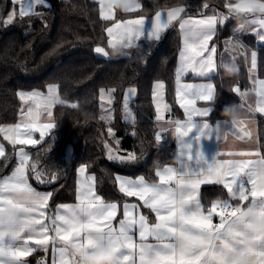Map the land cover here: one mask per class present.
<instances>
[{
	"label": "snow or ice",
	"instance_id": "1",
	"mask_svg": "<svg viewBox=\"0 0 264 264\" xmlns=\"http://www.w3.org/2000/svg\"><path fill=\"white\" fill-rule=\"evenodd\" d=\"M13 3L19 5L18 17L21 19L35 14L37 5L49 6L46 0H13ZM106 3L107 0H99L100 17L104 21H114L105 28L108 47L113 50L139 46L142 38L158 41L174 22H180L183 39L176 70V96L184 109L185 119L165 121L161 114L168 110L162 96L165 84L157 81L153 90L157 119L165 121L169 127L162 126L155 134L156 143L161 145L171 133L179 146L194 131L197 145L201 137L209 138L213 134L219 141L222 126L228 121L217 119L214 124L210 123L208 118L213 109L197 106L200 101H214L215 86L211 83L184 84L182 77L189 72L196 76L217 73V48L210 46V42L217 25L223 26L232 16H243L246 24L256 25L251 31L264 42V0H225L223 7L227 14L212 9V14H201L199 18L182 17L186 7L176 5L161 7L152 17L142 14L135 18L116 19L117 11L106 7ZM202 7L208 9L209 4L203 3ZM141 8L140 0H135V6L128 14ZM15 18L17 13L13 11L4 23L10 24ZM244 31L245 26L241 24L234 32V38L226 41V50L245 51L240 36L236 34ZM95 52L108 56V51L102 46H97ZM224 63L221 60L220 66ZM256 68L257 53L252 51L249 71L254 73ZM253 85L251 90L242 91L236 86L233 91L241 101L247 100L250 91L255 93L256 104L254 108L249 105V111L264 113V80L254 79ZM115 91V88L99 90L101 108L105 112L99 117L102 121L112 119L111 110L104 108V102L111 105ZM135 92L136 89L130 87L124 96L126 121H134L129 97ZM18 96L27 108L22 109L19 122L0 127V133L14 148L16 145L34 146L55 127L51 119L53 108L64 101L60 99L57 85H49L47 93L21 91ZM42 116L49 122L41 123ZM229 132L241 141L252 139V132L242 119L231 123L224 132L225 139ZM34 133H39V140L34 138ZM108 134L114 136L111 127ZM187 143L189 149L181 156L179 167L158 168L155 173L157 181L149 182L142 176L136 179L115 177L119 191L126 197L138 198L156 218L155 223H149L147 217L136 213L137 205L125 203L118 226L113 222L118 216L119 204L106 201L97 193L95 177L87 174V165L78 169L81 179L76 203L59 204L51 214L49 201L52 194L39 192L29 183V171L38 180L44 173L38 171L37 163L31 162L29 153L20 147L15 153L18 157L16 167L10 175L0 178V264H27V257L36 248L47 251L49 245L54 254L53 264H82V258L94 251L97 240L112 248L115 264H215L213 257L223 256L225 249L230 258L245 246L253 255L254 264H264V236L248 237L239 230L240 214L245 209L264 215V151L260 147L218 151L209 161L199 147L194 149L192 143ZM105 146L110 159L121 163L137 160L134 152L121 156L114 154L107 144ZM175 155H178V150ZM4 156L5 148L0 145V157ZM56 178L55 175L51 177L53 181ZM204 184L222 185L229 198L216 199L206 207L200 199V188ZM228 233H232V238L225 244ZM192 240H199L203 247H192L189 243Z\"/></svg>",
	"mask_w": 264,
	"mask_h": 264
},
{
	"label": "trees",
	"instance_id": "2",
	"mask_svg": "<svg viewBox=\"0 0 264 264\" xmlns=\"http://www.w3.org/2000/svg\"><path fill=\"white\" fill-rule=\"evenodd\" d=\"M235 2V0H232ZM49 6L37 5L35 14L18 17V4L13 0H0V127L20 121L24 105L19 91H45L49 85H57L60 99L64 103L53 108L52 122L55 127L45 139L28 147L31 162L37 163L38 171L44 175L38 180L29 171V183L37 190L52 194L50 213L56 206L76 201L78 169L87 165V172L95 177V187L106 201L121 203L124 195L119 191L115 177L142 176L147 181L157 179L158 168L173 165L175 161L174 140L166 137L161 145L155 134L162 126L154 120L153 83L165 84L168 115L173 120L182 117L175 98V69L181 47L179 20L174 22L158 41L139 42V46L120 49L117 54L109 49L105 28L114 21L100 17V5L96 0H46ZM142 8L136 13L116 12V19L154 16L161 7L183 5L186 15L199 16L216 12L227 14L225 0H140ZM203 3L209 8L204 9ZM17 18L10 24L4 21L10 12ZM251 19V17H248ZM244 24L240 36L245 51L226 50V41L234 38V32ZM246 24L245 17L232 16L217 27L213 45L219 50V69L210 77L216 88L209 121L226 119L221 115L225 105L235 104L237 95L233 88L248 89L253 79H264V42ZM97 46L108 51L105 57L95 52ZM257 53V68L249 71V56ZM233 63L238 72L233 76L224 73L221 60ZM135 86L136 97L130 105L133 120L123 116L122 97L125 88ZM115 88L114 100L105 109H110L111 120L99 117L105 112L101 108L99 90ZM75 105V107H73ZM111 127L114 136L108 134ZM258 142L264 151V115L258 117ZM117 141L119 143L117 144ZM0 144L5 156L0 157V178L16 165L15 148L0 133ZM108 145L114 154L126 156L134 152L137 160L121 163L110 159ZM71 156L67 158V150ZM30 162V163H31ZM52 175L57 178L51 179ZM226 190L220 185L204 187L201 200L208 207L216 199H225ZM32 256L31 264L37 259Z\"/></svg>",
	"mask_w": 264,
	"mask_h": 264
},
{
	"label": "crops",
	"instance_id": "3",
	"mask_svg": "<svg viewBox=\"0 0 264 264\" xmlns=\"http://www.w3.org/2000/svg\"><path fill=\"white\" fill-rule=\"evenodd\" d=\"M96 1L99 3V0H96ZM18 12H19V6H18ZM187 16H189V15L184 16V18H186ZM193 17L199 18L200 15L199 16H193ZM130 18H135V17H130ZM217 27H218V25H217ZM179 30H180V27H179ZM216 34H217V31H216ZM180 35H181V47H182L183 34H182L181 30H180ZM162 36H163V33H162L161 37ZM214 38H215V36H214ZM214 38H213V40H214ZM141 40L148 41V40L143 39V38ZM213 40L210 42V46L213 45ZM181 47H180V49H181ZM118 48L125 49V48H122V47H118ZM216 48H217V46H216ZM109 49H111V48H109ZM179 53H180V51H179ZM100 55H102V54H100ZM218 60H219V50H217V56H216L217 65H218ZM230 60H232V58H230L228 60V63L230 62ZM178 65H179V55H178V60H177V64H176V69H175V90L174 91H175V98H176L177 106L182 111V117L180 119H178V120H184L185 119V112H184V109L180 106V103L178 102L177 96H176V90H177V87H178L177 81H176V70H177ZM218 69H219V66H218ZM212 76L213 75H210V76H196L195 74L189 72V73H186L185 75H183L182 83H184V84H208V83H211V84H213L215 86L214 81L210 78ZM253 80H252L251 85H250V87L248 89H241V90L242 91L251 90L254 87ZM261 80H264V79H261ZM156 82L157 81H155L153 83V90H154V85H155ZM47 89H48V86H47L45 91H41V92L47 93ZM31 91H33V90H31ZM31 91H23V92H31ZM38 91H40V90H38ZM19 92H21V91H19ZM215 93H216V88H215ZM162 96H163V102L167 104L166 98H165V89L163 90ZM256 99H257V97H256L255 93L250 91L249 92V96H248L246 101H241V99L237 95V102L235 103V105L238 107V110L241 113V119L246 121V127L248 129H250L251 132H252V139L250 141H248V140H245V141L238 140L230 132L227 134V138L225 139L224 132L227 131V129L229 127H231V123L227 119H220V120H227L228 124L222 126V132H221V137H220L219 141L216 139L215 135L213 134L209 138L201 137L200 140H199V144L197 145L196 142H195L196 133L194 131L193 133H190L188 138H186V142L192 143L194 149L196 147H199V149L205 155L206 159L209 160V161H211L212 157L218 151L225 152V151L250 150V149H254V148L258 147L259 146L258 132H257L258 117L259 116H263L264 113L249 111V107H248L249 105H252L253 108H254L255 104H256ZM241 104H243V107H239V105H241ZM23 105H25V104L23 103ZM197 106L201 107V108H204V107L213 108V106L210 103L203 102V101L198 102ZM26 108H27V105L24 106V110H26ZM153 108H154V113H155L154 120L157 121L160 124V126L169 127V125L165 123V121L168 120V116H166V113L168 112V110L166 112H162L161 113L162 115H164L165 121H160V120L157 119L158 113H157V110H156V100L154 99V96H153ZM210 123L214 124L215 121H213V122L210 121ZM168 136L171 137V133H169ZM173 140H174V144H175L174 148H175V153H176L177 150H178V145H177L176 140L175 139H173ZM175 157H176V155H175ZM169 166L179 167V164L176 162V159H175L174 164L173 165H169ZM13 169L10 172H8L7 174H5L4 176L10 175L11 172L13 171ZM87 174L92 176L89 173H87ZM4 176H2V177H4ZM121 177L130 178V179H136V178L141 177V176H137V177L121 176ZM80 179H81L80 174H78L77 188H78V182L80 181ZM157 180H158V178L155 181H157ZM149 182H153V181H149ZM212 185H216V184H204V185L201 186V188H200V199H202L201 198L202 189L204 187L212 186ZM220 186H222V185H220ZM37 191L43 192V193H49L48 191H44V190H37ZM226 192H227V190H226ZM76 194H77V191H76ZM228 198L229 197H228V194H227L225 199H228ZM232 202L233 203H237V201H232ZM74 203H76V201ZM74 203H70V204H74ZM125 203L137 205V208L135 210L136 213L137 214H143L145 217H147L149 223H155V220H156L155 214L149 208L144 207L142 202L139 201L138 198H136V197H126L124 195V200L121 203H118L120 207H119V210H118V216H117L116 220L113 222L114 225L118 226L119 220L123 218V205ZM208 207H210V205ZM54 213H55V211L53 213H51V214H54ZM214 221H215V218H214ZM138 239H139V237H138V234H137V240ZM32 256H35L34 258L37 259L36 262L40 261L42 264H53L54 254L52 252V246L51 245L48 246V250L47 251H45L42 248H36V250L32 253V255L27 257V264H31Z\"/></svg>",
	"mask_w": 264,
	"mask_h": 264
},
{
	"label": "clouds",
	"instance_id": "4",
	"mask_svg": "<svg viewBox=\"0 0 264 264\" xmlns=\"http://www.w3.org/2000/svg\"><path fill=\"white\" fill-rule=\"evenodd\" d=\"M135 6V0H107L106 7L115 9L121 14H128ZM119 54L120 49L114 50ZM224 73L228 76H233L238 72V67L233 63L225 62L221 65ZM221 115L225 117L230 123H236L241 119V113L235 104L225 105L222 109ZM173 139L175 137L173 136ZM189 149L188 143L185 141L178 146V155L175 157L179 164L181 156L187 153ZM240 232L248 237L264 236V215H260L259 211L250 212L245 209L240 214L239 219ZM232 238V233L225 236L224 243ZM194 248H202L203 245L199 240H192L189 242ZM215 264H254V257L250 253L248 246L240 249L235 255L229 258L228 251L225 249V254L220 257H213ZM116 256L111 247H107L102 241L97 240L94 251L85 255L82 258V264H115Z\"/></svg>",
	"mask_w": 264,
	"mask_h": 264
},
{
	"label": "rangeland",
	"instance_id": "5",
	"mask_svg": "<svg viewBox=\"0 0 264 264\" xmlns=\"http://www.w3.org/2000/svg\"><path fill=\"white\" fill-rule=\"evenodd\" d=\"M10 13H12V12H10ZM9 13V14H10ZM8 17V16H7ZM252 18V17H251ZM255 27H256V25H255ZM250 66H251V55L249 56V69H250ZM135 88L136 89V92H135V94L134 95H132V96H130L129 97V107H130V105H131V103H132V100L136 97V93H137V88L135 87V86H129V87H127V88H125V90H124V92H123V97H122V107H123V103H124V96H125V93L127 92V90L129 89V88ZM99 95H100V93H99ZM100 105H101V101H100ZM108 104H107V101H105L104 102V108H106V106H107ZM25 106V105H24ZM131 109V108H130ZM123 116H124V107H123ZM21 119V118H20ZM41 123H47V122H49L48 121V119H47V117H45V116H42L41 117V121H40ZM48 135V134H47ZM46 137V136H45ZM34 138L35 139H37V140H39V133H34ZM41 142V141H40ZM39 142V143H40ZM37 145V144H36ZM29 146H31V145H23V146H21V145H17L16 147H17V150L20 148V147H24L25 148V151L26 152H28V147ZM29 153V152H28ZM70 156H71V149L70 148H68V150H67V158H70ZM16 159H17V162H18V157L16 156ZM88 173V172H87ZM93 176V175H92Z\"/></svg>",
	"mask_w": 264,
	"mask_h": 264
},
{
	"label": "built area",
	"instance_id": "6",
	"mask_svg": "<svg viewBox=\"0 0 264 264\" xmlns=\"http://www.w3.org/2000/svg\"><path fill=\"white\" fill-rule=\"evenodd\" d=\"M166 116H168V120H173L169 117L168 112L166 113ZM174 121V120H173ZM215 222V221H214ZM36 264H42L40 261H38Z\"/></svg>",
	"mask_w": 264,
	"mask_h": 264
}]
</instances>
